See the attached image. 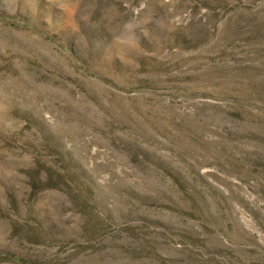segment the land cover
I'll return each instance as SVG.
<instances>
[{
    "label": "rangeland",
    "instance_id": "obj_1",
    "mask_svg": "<svg viewBox=\"0 0 264 264\" xmlns=\"http://www.w3.org/2000/svg\"><path fill=\"white\" fill-rule=\"evenodd\" d=\"M0 264H264V0H0Z\"/></svg>",
    "mask_w": 264,
    "mask_h": 264
}]
</instances>
